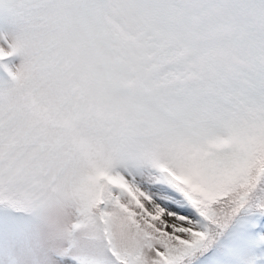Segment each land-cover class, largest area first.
Masks as SVG:
<instances>
[{
  "label": "snow or ice",
  "instance_id": "obj_1",
  "mask_svg": "<svg viewBox=\"0 0 264 264\" xmlns=\"http://www.w3.org/2000/svg\"><path fill=\"white\" fill-rule=\"evenodd\" d=\"M0 264H264V0H0Z\"/></svg>",
  "mask_w": 264,
  "mask_h": 264
}]
</instances>
